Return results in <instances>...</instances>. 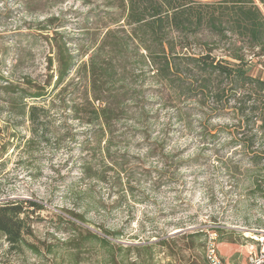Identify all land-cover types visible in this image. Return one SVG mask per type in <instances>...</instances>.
Instances as JSON below:
<instances>
[{"label": "rangeland", "instance_id": "rangeland-1", "mask_svg": "<svg viewBox=\"0 0 264 264\" xmlns=\"http://www.w3.org/2000/svg\"><path fill=\"white\" fill-rule=\"evenodd\" d=\"M92 9L82 0H30V6L22 0H0V61L5 47L14 45L7 42L10 38L53 31L80 55L91 37L85 31L95 21ZM47 17L55 18L53 26L42 31L40 23ZM215 53L221 55V50ZM51 55L41 39L24 67L12 76L4 72L15 83L25 84L24 76L41 86L50 81V94L39 102L47 109L41 118L49 127L45 135L36 134L27 118L8 111L0 95V201L33 199L45 206L31 223V247L12 250L4 238L0 241V264L138 263L134 250L105 247L86 238L87 231L103 237L106 229L120 231L121 239L110 241L125 246L156 242L166 231L204 229L207 236L195 238L194 248L173 254L175 250L156 246L147 264H182L192 255L206 257L213 237L225 264H245L252 246L259 248L256 243L264 237V179L261 191L252 190L253 178L260 173L248 157L251 152L264 155V138L247 150L231 115L195 103L183 105L179 115L150 98L154 104L149 110L158 117L148 128L122 122L119 133L129 127L136 131L129 133L126 143L117 140L109 155L102 153L73 108L82 102L76 73L74 80L57 84L56 65L53 70L48 67ZM248 59L251 73L264 79V55ZM87 161L90 173L84 170ZM179 226L185 229L175 230ZM221 226L233 232L219 243L214 228ZM204 241L205 251L200 247Z\"/></svg>", "mask_w": 264, "mask_h": 264}, {"label": "trees", "instance_id": "trees-1", "mask_svg": "<svg viewBox=\"0 0 264 264\" xmlns=\"http://www.w3.org/2000/svg\"><path fill=\"white\" fill-rule=\"evenodd\" d=\"M22 1L30 6V0ZM82 1L93 6L95 21L86 28L91 37L80 55L71 50L68 40L58 31L18 34L17 38L7 40L14 45L5 47L0 61V95L5 96L3 102L8 111L30 120L36 134L49 133V127L41 121L47 109L39 102L49 97L50 81L41 86L24 76L25 84L15 83L4 72L12 76L14 70L24 67L36 44L44 39L53 54L48 57V67L53 70L56 65V83L74 80L72 74L76 73L75 86L81 88L82 102L75 103L73 108L90 128L89 139L102 153L109 155L117 140L126 143L129 133L136 131L129 127L119 133L122 122L148 128L151 119L158 117L149 110L154 104L150 98H157L163 109L173 108L179 115L183 105L191 103L231 115L237 120L236 126L243 134L242 146L247 150L264 138V79L251 73L248 59L252 54L264 55V0ZM54 20L44 19L41 30L50 29ZM216 50H221V55ZM7 61L12 64L9 68ZM28 99L34 102L30 104ZM248 157L255 172L262 173L254 176L252 190L261 191L264 155L251 152ZM84 170L92 171L88 161ZM44 209L33 199L1 200L0 241L4 238L12 250L31 247V223L35 214ZM75 218L85 222L80 215ZM70 223L79 227L73 221ZM214 230L219 243L233 232L224 226ZM122 236L120 231L107 229L103 237L90 231L86 234L88 240H98L105 247L134 250L139 260L134 264H147L154 247L170 248L175 250L173 254H179L185 248H194L195 238H203L207 233L204 229L191 233L183 230L174 235L166 231L156 236V242L148 239L128 246L110 241ZM185 240L179 247L178 242ZM200 247L205 251L206 242ZM192 257L182 264H209L205 255Z\"/></svg>", "mask_w": 264, "mask_h": 264}, {"label": "built area", "instance_id": "built-area-1", "mask_svg": "<svg viewBox=\"0 0 264 264\" xmlns=\"http://www.w3.org/2000/svg\"><path fill=\"white\" fill-rule=\"evenodd\" d=\"M261 244L259 248L252 246L245 264H264V237L259 239L256 244ZM206 258L209 264H225L219 254L218 245L213 237L206 250Z\"/></svg>", "mask_w": 264, "mask_h": 264}, {"label": "water", "instance_id": "water-1", "mask_svg": "<svg viewBox=\"0 0 264 264\" xmlns=\"http://www.w3.org/2000/svg\"><path fill=\"white\" fill-rule=\"evenodd\" d=\"M180 232H183V230H178V231H175L174 233H172L171 235H174V234H177V233H180Z\"/></svg>", "mask_w": 264, "mask_h": 264}]
</instances>
